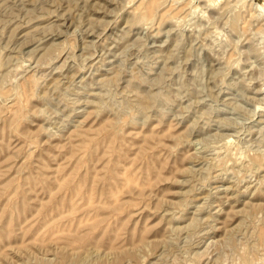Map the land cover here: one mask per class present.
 Masks as SVG:
<instances>
[{
  "label": "rangeland",
  "instance_id": "374dc122",
  "mask_svg": "<svg viewBox=\"0 0 264 264\" xmlns=\"http://www.w3.org/2000/svg\"><path fill=\"white\" fill-rule=\"evenodd\" d=\"M0 264H264V0H0Z\"/></svg>",
  "mask_w": 264,
  "mask_h": 264
},
{
  "label": "bare ground",
  "instance_id": "6f19581e",
  "mask_svg": "<svg viewBox=\"0 0 264 264\" xmlns=\"http://www.w3.org/2000/svg\"><path fill=\"white\" fill-rule=\"evenodd\" d=\"M150 8V7H149ZM150 10V9H149ZM149 12V11H148Z\"/></svg>",
  "mask_w": 264,
  "mask_h": 264
}]
</instances>
